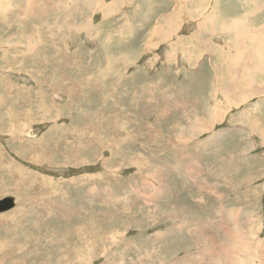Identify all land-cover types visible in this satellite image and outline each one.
<instances>
[{
	"label": "rangeland",
	"instance_id": "rangeland-1",
	"mask_svg": "<svg viewBox=\"0 0 264 264\" xmlns=\"http://www.w3.org/2000/svg\"><path fill=\"white\" fill-rule=\"evenodd\" d=\"M164 2L0 0V264H264V85L207 95Z\"/></svg>",
	"mask_w": 264,
	"mask_h": 264
},
{
	"label": "crops",
	"instance_id": "crops-1",
	"mask_svg": "<svg viewBox=\"0 0 264 264\" xmlns=\"http://www.w3.org/2000/svg\"><path fill=\"white\" fill-rule=\"evenodd\" d=\"M247 1L186 0L185 2L183 0L181 2V0H165L164 3L157 4L160 10L153 13L154 16L159 17L157 21L162 26V33L159 32L156 39H158V44H164L166 58L169 57L168 49H170L174 53H170L169 59H187L191 69L192 65L208 69L206 65L209 64L211 76H213L211 91L206 93L209 96L221 93L217 91V85L222 88L227 87L229 95L234 97L248 95L252 92V95L262 94L257 90L259 91L264 85V59L260 60V57L264 55V30L254 37L251 31L252 27H260L264 23V6L253 11L252 0ZM165 17L176 18V22L170 20L172 26H168L163 21ZM235 20L244 22L238 26L233 25L230 30L227 29V25L224 26V24H231ZM177 22H179L178 28L176 27ZM150 35L152 34L150 33ZM159 35L163 38H160ZM176 39L177 41H174ZM253 39L256 41L252 42ZM169 41L170 44H168ZM231 59H235V61L240 59V61L234 62ZM259 61H261L262 68L255 69L249 76V79L254 77V82H257L258 85H247L248 89L244 91H230L235 88L233 83L229 82L231 71L235 72L236 67L238 73L244 74L245 79L249 71L247 66L249 65L251 68L255 64L258 66ZM238 64H241L242 67H237ZM231 65L234 66V69ZM252 101H255L253 105L256 106V108L250 107L253 113L257 112L260 106H264L262 98Z\"/></svg>",
	"mask_w": 264,
	"mask_h": 264
},
{
	"label": "bare ground",
	"instance_id": "bare-ground-1",
	"mask_svg": "<svg viewBox=\"0 0 264 264\" xmlns=\"http://www.w3.org/2000/svg\"><path fill=\"white\" fill-rule=\"evenodd\" d=\"M246 1H247V0H246ZM244 2H245V1H244ZM247 2H248V1H247ZM251 2H252V3H251L252 8L254 7V8H253V11H255V9L257 8V5H256V3H253L254 0H252ZM261 2H263V1L261 0ZM83 3H84V7H85V6H86V0H83ZM257 3H258V2H257ZM263 3H264V2H263ZM5 4H7V3H5ZM32 4H34V3H32ZM32 4H31V5H32ZM243 4H244V3H243ZM248 4H249V3H248ZM248 4H247V5H248ZM31 5H30V6H31ZM245 5H246V4H245ZM259 5H260V3H259ZM261 5H262V3H261ZM34 6H35V5H34ZM255 6H256V7H255ZM258 7H259V6H258ZM32 8H33V6H32ZM200 8H201V7H200ZM85 9H86V8H85ZM68 10H69V11H68V12H69L68 16H72V15H73V13H72L73 11L71 10V8H68ZM200 10H201V9H200ZM200 10H199V11H200ZM202 10H203V8H202ZM31 11H32V10H31ZM81 11H82V10H81ZM212 11H213V9H212ZM83 13L85 14L84 11H83L81 14H83ZM84 14H83V15H84ZM68 16H66V18H67ZM82 18H83V17H82ZM170 20L173 21V22H176V21H175L176 18L174 19V18H172V17H170V18H169V17H165L163 21H164L168 26H170V25H171V21H170ZM242 22H244V21L235 20V21H233V23H231V24H227V23L224 24V26L227 25V29L230 30L231 27H232L233 25L238 26V25H240ZM260 22H261V21H260ZM245 24H246V23H245ZM171 26H172V25H171ZM174 26H175V25H174ZM234 27H235V26H234ZM258 28H264V26L261 25V26L258 27ZM258 32H259V31H258ZM168 33H169V32H168ZM223 33H224V32H223ZM252 36H253V35H252ZM252 36H251V37H252ZM33 38H34V37H33ZM252 38H253V37H252ZM255 41H256V40H255ZM255 41H254V39L252 40V42H255ZM86 42H87V41H86ZM257 42H258V41H257ZM257 42H256V43H257ZM261 45H262V44H261ZM252 46L254 47V46H256V45H252ZM242 50H243V49H242ZM259 51H260V50L258 49V52H259ZM263 51H264V50H263ZM259 54H260V53H259ZM259 54H258V56H259ZM263 56H264V55H262V56L260 57V60H261V59H264ZM237 62H238V61H237ZM260 62H261V61H259V65H258V66L255 64L252 68L248 65V66H247L248 70H249L250 72H254L255 69L259 70L260 68H262ZM249 63H250V62H249ZM229 68H230V67H229ZM236 75H237V74H236ZM253 83H255V82H254V77H252V78L250 79V84L253 85ZM253 91H254V90H253ZM257 92H259V91L257 90ZM223 93L226 94V95H229L227 87H226V90H225ZM224 94H223V95H224ZM250 95H252V94H249L248 96H250ZM255 96H256V95H255ZM232 98H233V97H232ZM232 100H233V99H232ZM28 132H29V131H28ZM33 133H34V132H33Z\"/></svg>",
	"mask_w": 264,
	"mask_h": 264
},
{
	"label": "water",
	"instance_id": "water-1",
	"mask_svg": "<svg viewBox=\"0 0 264 264\" xmlns=\"http://www.w3.org/2000/svg\"><path fill=\"white\" fill-rule=\"evenodd\" d=\"M3 201L6 203V205L2 207V210L8 209L13 206V199L11 197L5 198Z\"/></svg>",
	"mask_w": 264,
	"mask_h": 264
}]
</instances>
